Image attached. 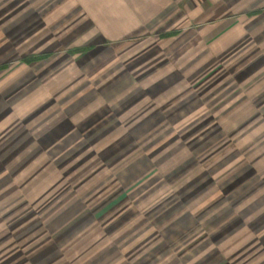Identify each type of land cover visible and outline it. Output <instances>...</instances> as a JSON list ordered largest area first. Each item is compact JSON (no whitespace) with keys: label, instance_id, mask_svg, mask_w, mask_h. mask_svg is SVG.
<instances>
[{"label":"rangeland","instance_id":"1","mask_svg":"<svg viewBox=\"0 0 264 264\" xmlns=\"http://www.w3.org/2000/svg\"><path fill=\"white\" fill-rule=\"evenodd\" d=\"M263 73L264 0H0V264H264Z\"/></svg>","mask_w":264,"mask_h":264},{"label":"crops","instance_id":"2","mask_svg":"<svg viewBox=\"0 0 264 264\" xmlns=\"http://www.w3.org/2000/svg\"><path fill=\"white\" fill-rule=\"evenodd\" d=\"M260 11H261L260 9L254 10L251 13H254V12L258 13ZM86 46H88V45H86ZM79 47L83 48L81 46H79ZM80 48H78V47L71 48L69 51L76 53V52H78V50ZM90 48H92V44H89L88 47H85V50L87 51ZM27 57H29V55ZM262 78H264V73L259 75V76L258 75L255 76V78H254L255 80L253 79L254 81L252 82V84L254 82H256L257 80L262 79ZM250 87H252V86H250ZM263 97H264V86L259 90H258V87H253L250 90V94L248 97L249 102H251V103L255 102V104H256L260 100V103L258 105L256 104V106L255 105L254 106L257 109H259V112H261V114L262 113L264 114V98ZM38 139L44 140L43 138H38ZM48 139H49V137H48ZM13 166H9V168H10L9 170L11 172H12ZM27 168H29V166ZM27 168H26V170H24V172H27ZM4 171H6L5 168L3 166H0V174H2V172H4ZM1 176H0V189H11L12 187H18L19 184L9 182V184L7 185V183H3V180H1ZM7 181H9V180H7ZM22 184L24 185V182H22ZM28 187H31V190H32V188H34L33 184H31V183ZM36 188H37V190H39V187H36ZM35 197L37 199H39L42 196L39 194V191H33L32 190V192H30V198L27 199L29 201V205H31V203H33L32 201ZM123 197H124V195L121 193L120 195H117L115 198H110L109 200H106V202L103 204L100 203L101 205L99 206V209L97 210V212H95V214H93L91 216V220H102L103 221V217L105 215H107L112 210L113 206L116 205L117 203H119V201H121L123 199ZM34 203L37 204L38 202L34 201ZM77 218H79V217H77ZM82 218H83V216H82ZM110 230H111V228H110ZM106 232L108 233V229H106ZM89 234L92 237L91 239H97L98 240V237H100V238L102 237L103 231H101V232L89 231ZM91 239L89 240L90 242H92ZM113 243H114L113 237L111 238V240L107 239L104 242H102V240H101V243H99V244L96 243V244L92 245V243H87L85 245V247H86L85 252L87 253L86 256L79 258V260H77V258H71V256H69V257L63 256L60 258V260H58V264H80V263L83 264L87 261H95V262H97V264H130V261L119 260V257L113 255L114 253L117 252L116 249L118 247V246H115ZM0 248H1L0 254L2 253V251H4L5 254H8L7 257L11 256V253H13V255L8 259V261L10 259L14 260V257H15L14 253H16L17 251L26 253L27 257H29L30 259H34V254L38 253V251H39V250H35L33 240L30 241L27 237H25V239H19L18 241H16L15 248H13V247L9 248L8 251L6 248H3L2 246ZM17 248H19V250ZM42 248H43V244L41 243V249H40L41 251L45 249V248H43V249ZM118 249H119V247H118ZM80 251H82V246H78L77 251H75L73 249V252L75 254L77 252L80 254ZM118 251H120V250H118ZM108 252H110V254ZM103 254H106V256L104 257ZM75 256H77V255H75ZM32 262H34V261H32ZM42 262L45 264L46 260L44 259V261H42Z\"/></svg>","mask_w":264,"mask_h":264},{"label":"trees","instance_id":"3","mask_svg":"<svg viewBox=\"0 0 264 264\" xmlns=\"http://www.w3.org/2000/svg\"><path fill=\"white\" fill-rule=\"evenodd\" d=\"M37 57H39V56H37ZM28 61H31V58H28Z\"/></svg>","mask_w":264,"mask_h":264}]
</instances>
